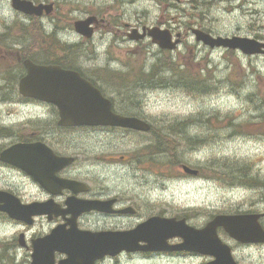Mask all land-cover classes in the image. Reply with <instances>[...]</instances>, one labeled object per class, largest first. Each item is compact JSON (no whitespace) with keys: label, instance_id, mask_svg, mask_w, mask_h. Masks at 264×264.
I'll use <instances>...</instances> for the list:
<instances>
[{"label":"rangeland","instance_id":"374dc122","mask_svg":"<svg viewBox=\"0 0 264 264\" xmlns=\"http://www.w3.org/2000/svg\"><path fill=\"white\" fill-rule=\"evenodd\" d=\"M33 1L54 2L55 10L34 21L16 11L11 0H0V74L8 77L0 90L3 117L26 122L30 115L29 109L8 106L2 100L18 91L23 74L19 57L41 63L71 59L68 62L112 65L116 71L127 69L124 64L145 68L134 79L143 87L141 94L135 93L130 109L140 112L154 132L145 133V141L121 132L98 133L100 142L92 148L106 151L112 146V156L133 155L129 157L137 162L104 165L106 185L129 197L140 216L185 217L195 227H203L217 214L264 212V56L211 48L198 42L192 32L197 27L214 36L264 40V0ZM90 16L106 22H99L93 38L86 39L75 30L74 22ZM131 26L140 31L144 26L169 28L182 33V42L174 51L161 50L151 38L131 40ZM62 46L69 47V56L60 52ZM9 48L17 51L7 52ZM108 143L112 145L107 147ZM155 144L162 154L156 161L151 156ZM182 164L199 169L200 174L184 172ZM234 178L244 180L234 183ZM250 182L255 186H248ZM12 221L0 217V264H30L33 251L17 242L22 229ZM51 226L39 219L33 230ZM231 245L239 264H264V245ZM208 261L177 253H127L101 264Z\"/></svg>","mask_w":264,"mask_h":264},{"label":"flooded vegetation","instance_id":"af4514ba","mask_svg":"<svg viewBox=\"0 0 264 264\" xmlns=\"http://www.w3.org/2000/svg\"><path fill=\"white\" fill-rule=\"evenodd\" d=\"M105 22V19H101L100 25H104ZM6 50L7 52L17 51L15 49ZM69 51L71 50H60V52H63L67 56H69ZM23 60V58L19 57V62L23 68L21 77L28 72ZM69 60L71 59L44 64H55L62 69L77 72L81 78L85 79L93 87L98 88L102 95L111 102V109L114 113L146 119L140 112H132L130 109L131 104L135 103V93L141 94L140 88L143 87L135 82L134 79L140 74L139 72L146 70L145 68L133 69V66L124 64L127 69L116 71L111 69L112 65L101 66L97 64L71 63L68 62ZM34 61L41 63V61ZM107 77H109V80H106ZM113 78L116 80L111 81ZM7 79V76H2L0 79V81H5L4 83H0V90L8 84ZM15 92L16 94L12 98L2 96L3 102L8 106L27 108L30 110V115H28L26 122H17L13 121L11 116L7 118L3 117L0 111V190L16 195L26 203L51 200L57 206V213L54 212L51 219L47 214H43L36 217L35 222L30 225L13 220L12 222L19 225L22 229L20 235L22 233L24 234L23 241L20 238L18 239L17 242L19 244L23 242V245L21 244L22 246L33 250L34 241L49 234L54 227L65 225V228L69 229L71 226L69 220H73L75 213L69 208V198L103 202L101 208L86 211L76 216V226L83 231L104 232L129 230L150 217L140 216L138 207L134 205L131 199L120 191L111 190L106 185L108 176L102 174L104 170L102 167L104 165L133 163L129 157L133 155H128L127 157L122 154L116 158L111 153L114 152L111 146L112 144H107V147H111L109 150L106 149V151L98 149V147L92 148V145L95 142H100L97 138L101 136L98 134L99 132H105L104 134H107L109 131L121 132L123 133L122 136L125 137H129L130 135L141 136L140 139L145 141L143 135L154 132L153 127L145 132L116 126L61 125V112L56 104L33 95L24 96L20 93L19 89L18 91L15 89ZM17 143L27 144V151L24 154L27 169H24L19 164L1 159L2 152ZM151 146L154 148L151 151V156L156 161V158L161 157L162 154L157 150L158 144ZM15 157H17V154H15ZM134 163L137 162L134 161ZM97 165H100L101 168ZM66 183H71V186H66ZM253 212L258 211L251 210L237 213ZM4 214L0 212V215ZM39 219H45L53 223V226L45 231L33 230ZM219 233L222 240L231 246L233 252L234 246L231 245V242L244 246L264 245L242 243L233 239L222 228L219 229ZM177 241H179L178 238L173 239L171 242L177 243ZM127 253L122 252L119 256ZM175 253L182 256L189 254L210 259L208 256L190 251L172 252V254ZM128 254L163 255L164 253L138 252ZM62 257H64L63 254H56L57 260ZM110 258L106 257L96 264L104 263Z\"/></svg>","mask_w":264,"mask_h":264},{"label":"water","instance_id":"95a60500","mask_svg":"<svg viewBox=\"0 0 264 264\" xmlns=\"http://www.w3.org/2000/svg\"><path fill=\"white\" fill-rule=\"evenodd\" d=\"M12 6L21 12L40 16L44 10L51 13L53 3L34 4L31 0H12ZM96 21L95 16L75 21V29L80 34L90 38ZM196 39L211 48L223 47L239 49L245 54H264V43L249 37L234 35L213 36L200 29H194ZM150 36L152 41L162 49L174 50L180 40L174 41L170 29L153 27L140 33L134 29L129 34L131 39L140 40ZM25 65L28 74L20 82V91L24 95H35L54 102L61 109L63 125H114L140 130H149L150 125L136 117H124L111 111V104L93 89L76 72L66 71L55 66H44L27 59ZM89 87L91 90L88 91ZM25 153L26 146L15 145L2 154V159L19 162L18 157L11 158L14 153ZM22 162H26L23 158ZM189 174H197L198 170L183 165ZM69 185V184H67ZM82 202L68 203L75 211L74 219L69 221L70 229L60 225L51 234L34 242V252L31 264H56L55 253H65L66 258L58 264H96V261L107 255L115 256L122 251H174L189 250L215 256L210 264H238L232 255L230 246L225 244L218 235V228L224 229L235 239L242 242H264V228L259 219L261 214H220L215 216L203 228H195L187 223L185 218L177 219L162 216H152L131 230L104 231L92 233L80 231L76 227V216L93 208H101L103 202L81 200ZM106 209V208H105ZM104 209V210H105ZM0 210L7 212L10 217L33 223V216L55 212L52 202L23 203L16 196L0 191ZM108 210V209H106ZM51 216V215H50ZM182 237L183 242L169 244V239ZM24 235H21L22 241ZM23 243V242H21Z\"/></svg>","mask_w":264,"mask_h":264},{"label":"trees","instance_id":"16d2710c","mask_svg":"<svg viewBox=\"0 0 264 264\" xmlns=\"http://www.w3.org/2000/svg\"><path fill=\"white\" fill-rule=\"evenodd\" d=\"M62 47H68V46H62ZM163 52V51H162ZM169 64H173L172 62H171V60L169 61ZM196 85H197V81H195L194 82ZM194 140H197V137L196 136H194V137H192ZM198 142H204V139H198ZM197 142V143H198ZM243 180L244 179H242V180H238V178H234V180L232 181V182H237V181H240V182H243ZM252 184V182H250V185ZM253 185V184H252Z\"/></svg>","mask_w":264,"mask_h":264}]
</instances>
